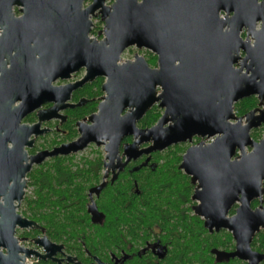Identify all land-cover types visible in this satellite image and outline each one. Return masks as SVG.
<instances>
[{
	"label": "water",
	"instance_id": "water-1",
	"mask_svg": "<svg viewBox=\"0 0 264 264\" xmlns=\"http://www.w3.org/2000/svg\"><path fill=\"white\" fill-rule=\"evenodd\" d=\"M83 1L0 0V113L10 106L18 124L24 114L55 102L48 118L59 116V110L75 107L66 104L75 88L99 76L107 78L99 112L89 118L90 125L78 123V139L33 157L20 175L48 156L79 153L90 144L103 146L107 172L89 191L92 219L103 223L93 196L107 186L110 169L114 183L132 159L200 138L183 154L180 168L196 185L195 213L205 219V226L210 231L228 229L237 240V251L217 250L218 259H263L251 252L250 243L264 227V214L252 211L250 203L262 202L264 195V136L259 141L251 137L253 129L264 125V0H116L111 6L108 0H94L85 9ZM91 15H102V40L89 38ZM244 29L246 39L241 37ZM133 45L156 52L159 68L152 69L139 55L121 62L123 51ZM82 66L87 68L82 82L53 85ZM253 96L258 107L238 116L236 103ZM157 102L164 109L158 123L139 129L137 121ZM23 127L26 138L42 133L39 124ZM128 136L134 141L121 153ZM143 144L149 146L140 149ZM25 186L16 182L19 202ZM237 201V215L228 217ZM8 215L9 234L0 229V248L7 251H0V264L19 251L33 253L12 246L16 225L39 227L13 207ZM35 242L53 246L47 238Z\"/></svg>",
	"mask_w": 264,
	"mask_h": 264
},
{
	"label": "flooded vegetation",
	"instance_id": "flooded-vegetation-1",
	"mask_svg": "<svg viewBox=\"0 0 264 264\" xmlns=\"http://www.w3.org/2000/svg\"><path fill=\"white\" fill-rule=\"evenodd\" d=\"M142 1L143 0H139L140 3ZM93 2L94 0H84L83 9L90 7ZM114 2H116V0H108L106 5L111 6ZM15 12L17 15H20L17 9H15ZM220 16L224 17V13H221ZM90 19L93 21L94 26L92 31L89 33V38L102 40L103 35H99L105 25L102 20V15H98L96 17L91 15ZM241 37L246 39L245 29L242 31ZM126 52H132V56L124 58L123 56ZM136 55L144 57L149 67L152 69L159 68V55L156 52L147 48H138L135 45L130 46L123 51L121 54V62L128 60L134 61L136 60ZM8 67H10V65H8ZM86 75L87 68L82 66L78 71L72 73L68 80L58 79L53 83V85L62 86L68 84H78L85 79ZM106 81V77L99 76L93 80L83 83L82 85H79L72 91L70 99L66 102V104L75 105V107H68L66 109L59 110L56 113L59 116L48 118L50 114L48 110L55 106V102L43 103L38 109L24 114L18 124H16L15 111L12 110L10 106H7L5 111L3 110L4 112L0 113V229L4 228L6 231L5 235L9 234L11 221L8 214L11 213L12 207L14 208L16 214L36 222L39 226L36 228H22L19 225L15 226L13 237L16 239V244H13L12 246L15 247L17 245L19 248L33 251V253L26 255L25 252L19 251L16 256H11L10 260L6 264H137V260H142V263L145 264H167L166 260L171 258L169 252L173 249L172 243L166 242L163 244L162 239L156 236L152 239L143 240L140 245H136L134 242H130L126 239L123 240L125 243L124 247L117 248L115 245L108 247L103 243L101 244L100 239L93 240L89 238L88 233H82L83 237L77 239H70L68 237L60 238L62 233L54 230V226L48 224L44 219L43 221H39L31 217L32 206L30 205V201L33 191L30 192V189L33 188L31 185L33 171L42 170L44 173H47V171L50 170L53 172L55 166H59L69 161L65 160V157H72L78 153L48 156L41 163H34L33 166L25 172L23 177L20 175L22 169L24 166L31 164L33 157H38L44 152H54L63 145L69 144L78 139L80 135L78 123H86L90 125L91 122L89 121V118L99 112V106L104 101V96L106 95L103 91V84ZM253 97L256 99V104L245 114L258 107L259 100L257 97ZM19 104L20 100L15 102L13 107H17ZM40 111L43 112L41 118L39 116ZM127 112L128 109L122 114H126ZM163 113L164 109H162L157 102L151 106L141 119L137 121L136 126L139 129H149L158 123ZM236 114L238 116L245 115H239L237 112ZM37 124H39L38 130L42 133H32L28 138H26V129L23 126L33 127ZM20 129L22 132H20ZM263 129L264 125L253 129L251 131V137L253 131H260V138H252L255 141L261 140L264 136ZM3 140L5 141V144H3ZM201 140L202 139L200 138H195L193 143H182L185 146L184 153L190 146L198 144ZM133 141V136L124 138L121 143V153L123 152L124 145L130 144ZM27 142L33 143L31 145ZM89 146H96V144H90ZM147 146L149 145L143 144L140 146V149L146 148ZM100 148L103 150L102 158L91 159L88 161L91 162V164H89V169L96 173L99 178L98 182L89 185L87 190L88 201L86 202V206L84 208V211L88 215L91 223L92 231H96L97 227L100 228L105 225L106 213L98 206L97 200L103 196L104 191L110 185L121 180L125 174L155 171L160 168L162 163H164L163 159L160 160L157 158L158 153L160 152L142 155L138 159H132L129 161L125 168L119 172L118 178L114 183L111 182L114 171L110 169L109 177L107 178V186L102 190L99 196H93L98 210L102 215H104L103 223H96L92 219V215L89 212V204L91 203L89 191L91 188L102 183L103 177L107 172L105 164L109 162L105 159L104 147L101 146ZM125 161L126 159L123 158L122 162ZM181 163L182 158L177 165L179 173L185 177V180L188 181V184L191 187L189 199L186 200L182 207L191 217L194 216L202 221L201 224L205 232L203 235L206 237H212L210 241L213 244L209 248L205 247V251L207 249L206 254L200 257V260L202 261L201 264H264V258L258 261L255 258H241L239 256L230 257L227 260L222 259L221 261L218 259L221 257H218L215 251L218 250L227 254L234 253L237 251V240L235 239L233 232L228 229H221L219 231L214 229L213 231H210L205 226V219L195 213V207L199 204V201L193 200L196 185L192 184L191 177L180 168ZM115 171L118 170L116 169ZM18 180L21 183L26 182V186L23 189L24 195L20 202L15 199L17 195L16 182ZM133 192L140 194L139 183L136 179L133 180ZM240 205V202H235L228 212V217L236 216ZM250 207L252 211L259 209L264 214V195L262 202L260 199H254L251 201ZM38 210L42 212L43 218H45V215L52 212V208L48 207L40 208ZM159 230L160 229L158 227H155V233L157 235L160 234ZM43 238H47L53 246L48 245V248H46L45 245H40L35 242L36 239ZM250 250L253 253L264 256V227L261 226L253 235L250 243ZM0 251L3 255H6V249L0 248Z\"/></svg>",
	"mask_w": 264,
	"mask_h": 264
},
{
	"label": "trees",
	"instance_id": "trees-1",
	"mask_svg": "<svg viewBox=\"0 0 264 264\" xmlns=\"http://www.w3.org/2000/svg\"><path fill=\"white\" fill-rule=\"evenodd\" d=\"M255 104L254 97L246 98L236 103L235 110L243 115ZM260 134L255 130L252 137L258 139ZM184 150L182 144L160 152L157 158L164 160L160 168L147 173L125 174L110 185L97 200L106 219L105 225L97 227L96 231H92L84 211L88 187L99 180L98 175L89 169L90 158L75 162V156L65 157L69 161L55 166L53 172L34 170L31 217L39 221L44 219L54 226V230L62 233L60 238L77 239L83 237L82 233H88L89 238L100 239L101 244L108 247H124L123 240L126 239L140 245L143 240L156 236L163 244L170 242L173 245L167 264H201L200 257L207 251L205 247L209 248L213 243L210 241L212 237L203 235L202 221L191 217L182 207L191 190L177 167ZM101 158L102 154L93 159ZM134 179L139 183L140 194L133 192ZM44 207L52 208L45 218L38 210ZM155 227L160 229V234L155 233ZM142 262L137 260L136 263L145 264Z\"/></svg>",
	"mask_w": 264,
	"mask_h": 264
},
{
	"label": "rangeland",
	"instance_id": "rangeland-1",
	"mask_svg": "<svg viewBox=\"0 0 264 264\" xmlns=\"http://www.w3.org/2000/svg\"><path fill=\"white\" fill-rule=\"evenodd\" d=\"M132 56V52H126L124 54V58H128ZM185 148V146H184ZM103 154V150L100 147L97 146H89L87 149L84 151L78 153L75 155V162H81L85 160L84 158H90L93 159L94 157H97L98 155ZM33 191V188L30 189V192ZM33 195V194H31Z\"/></svg>",
	"mask_w": 264,
	"mask_h": 264
}]
</instances>
